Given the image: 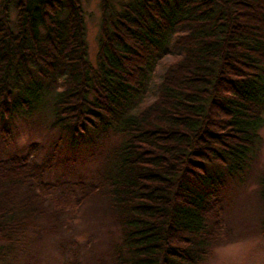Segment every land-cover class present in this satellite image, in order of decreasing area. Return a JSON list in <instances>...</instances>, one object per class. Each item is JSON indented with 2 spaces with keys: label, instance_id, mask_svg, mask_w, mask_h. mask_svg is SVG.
Wrapping results in <instances>:
<instances>
[{
  "label": "trees",
  "instance_id": "1",
  "mask_svg": "<svg viewBox=\"0 0 264 264\" xmlns=\"http://www.w3.org/2000/svg\"><path fill=\"white\" fill-rule=\"evenodd\" d=\"M11 1L0 4V264H29V244L59 228L55 191L116 226L108 255L92 264L206 262L232 235L226 179L247 181L261 145L264 0H100L94 57L84 0H13L15 19ZM182 27L179 54L138 109ZM41 99L54 148L87 140L89 129L108 139L92 145L100 161L89 175H55L54 152L39 161L33 145L10 148V123L27 121ZM255 180L264 207V169ZM65 234L58 247L78 259L81 246Z\"/></svg>",
  "mask_w": 264,
  "mask_h": 264
},
{
  "label": "rangeland",
  "instance_id": "2",
  "mask_svg": "<svg viewBox=\"0 0 264 264\" xmlns=\"http://www.w3.org/2000/svg\"><path fill=\"white\" fill-rule=\"evenodd\" d=\"M83 2L86 10V39L90 53L94 57L98 50V36L101 25L100 0H84ZM10 6L11 17L15 19L16 9L13 0ZM187 30L186 27L177 28L163 54L156 58L150 70L147 89L139 100L138 109L156 95L159 81L166 66L180 52L174 44L175 35ZM41 102L42 99L38 104ZM45 102L40 104L38 110L33 112L27 121L20 119L13 120L10 123L15 136V141L10 148H18L21 153H26L33 145V155L39 161L43 160L49 153L54 152V158H57L56 174L55 171L53 172L55 175H57V172L68 174L70 177L83 174L89 175L97 168L100 161L96 159V156H92V145L94 146V143L109 145L108 139L104 138L100 131L89 129V135L84 137L87 140L80 138L76 140L75 144H72L71 141H62L57 149L54 148L52 144L58 139L59 135L49 125L51 119L50 109ZM16 117H19V113ZM260 132L262 136L261 145L252 164L249 179L242 183L238 179L230 178L226 179L227 182L225 181V196L229 206L223 214L224 221L232 229L231 238L229 240L225 239L216 245L214 255L202 264H220V261L239 249L246 250L247 258L251 261V264H264V233L260 224L264 207L259 200L255 180L259 172L264 169V127L260 129ZM61 159H63L62 162H60ZM51 196L56 204L55 207L60 206L63 210L61 219L64 220V217L68 216L69 210L74 214L72 217L69 215L70 218H66V221H70L67 224H63L62 220L59 228L55 231L50 226V229H47L41 236L42 239H38V244L30 243L31 255H25L29 259L22 258V262L28 261L29 264H72L73 261H79L82 264H92L89 259L94 255L99 254L101 256L104 254L106 257L109 252V244L112 241L111 233L115 237L119 234L116 226L111 224L110 221L103 222L96 219L93 216L95 212L91 205L82 206L81 204L75 207L71 195L55 191ZM60 231L63 235L66 233L65 236L67 235L68 238L75 240L78 247L81 246L78 259H74L73 255L68 258V253L63 254L61 252L57 245L63 236Z\"/></svg>",
  "mask_w": 264,
  "mask_h": 264
},
{
  "label": "clouds",
  "instance_id": "3",
  "mask_svg": "<svg viewBox=\"0 0 264 264\" xmlns=\"http://www.w3.org/2000/svg\"><path fill=\"white\" fill-rule=\"evenodd\" d=\"M220 264H251V261L247 258L246 250L239 249L220 261Z\"/></svg>",
  "mask_w": 264,
  "mask_h": 264
}]
</instances>
